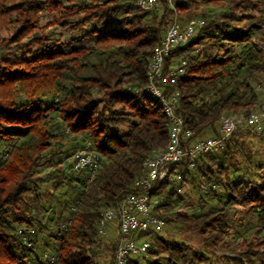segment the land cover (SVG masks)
Masks as SVG:
<instances>
[{
  "label": "trees",
  "instance_id": "1",
  "mask_svg": "<svg viewBox=\"0 0 264 264\" xmlns=\"http://www.w3.org/2000/svg\"><path fill=\"white\" fill-rule=\"evenodd\" d=\"M202 3L219 10L203 12L205 23L168 57L186 60L185 73L170 88L180 91L177 111L192 139L217 135L223 113H250L261 105L264 0H162V13L154 8L150 16L136 0H0V264H108L99 257L106 242L98 231L101 213L137 190L145 159L168 142L163 103L146 90L152 49L175 11L185 21L199 16ZM56 24L70 35L57 37ZM244 133L264 138V128L238 130L219 150L199 156L194 168L178 166L201 191L202 180L210 185L203 192L217 204L173 212L184 189L177 192L168 179L155 187L156 212L166 224L195 228L201 249L165 238L159 234L164 227L149 228L138 234L151 241L149 256L130 257L128 264H264V169L232 178L225 162L229 144ZM68 141L75 143L67 148ZM88 142L102 157L89 182L69 160ZM46 167L52 170L40 174ZM49 182L54 190H75L60 214L42 203ZM238 207L253 220L236 224ZM156 246L168 254L163 262L154 260ZM45 254L54 261L41 258Z\"/></svg>",
  "mask_w": 264,
  "mask_h": 264
},
{
  "label": "built area",
  "instance_id": "2",
  "mask_svg": "<svg viewBox=\"0 0 264 264\" xmlns=\"http://www.w3.org/2000/svg\"><path fill=\"white\" fill-rule=\"evenodd\" d=\"M173 5L175 0H166ZM162 0H136L142 10H151L161 5ZM165 28L164 35L152 49L148 65V82L146 90L160 98L164 112L169 121V137L163 149L155 151L145 159L144 172L137 180V190L125 194L116 207L105 209L98 223L99 235L104 239L109 236V230L115 231V250L112 264H128L130 257L147 258L151 241L140 237L139 232L149 228L161 229L166 225V219L155 210L159 198L154 194L156 185L168 179L175 190L181 192L187 183L178 166H196L199 156L219 150L224 142L235 132L250 129L260 132L264 128V82L257 83V89L262 96L258 109L250 113H223L219 118V133L192 139L193 131L185 129L184 119L178 113L180 91L170 88L176 85L185 73L186 60L169 62L168 57L174 50L187 43L194 35L198 26L205 23L202 16H191L181 21L176 11ZM200 48H196L198 51ZM78 150L71 156L70 166L77 171H84L87 182L91 181L101 167V154L88 146ZM211 187L217 188V184ZM210 185L203 183V191ZM75 209V207H73ZM20 233L24 229L19 230ZM33 233L34 229H29ZM41 258L54 261V255L45 254Z\"/></svg>",
  "mask_w": 264,
  "mask_h": 264
},
{
  "label": "rangeland",
  "instance_id": "3",
  "mask_svg": "<svg viewBox=\"0 0 264 264\" xmlns=\"http://www.w3.org/2000/svg\"><path fill=\"white\" fill-rule=\"evenodd\" d=\"M211 9L219 10L216 6H213L211 4L202 3L197 8L196 15H202L203 12L209 11ZM155 10V9H154ZM158 13H162V6H159L156 8ZM152 13V10L147 13L148 16H150ZM54 15V13L50 15H46L43 19L44 22L48 20V18H51ZM57 15V14H55ZM50 16V17H48ZM52 28L55 31V35L57 37H60L62 39L68 37L71 33L70 28L67 26L56 24L55 26H52ZM262 77V76H261ZM264 81V78H262ZM125 128V124L123 125ZM235 142L232 141L229 144V151L230 153L225 158V162L227 165L232 166L231 170V176L232 178H236L239 175H245L247 178L256 177L257 172L262 168L264 169V138L260 137V134L258 133H244V135H237L234 138ZM80 142V139H79ZM234 142V143H233ZM75 142L68 141L66 147L74 145ZM79 143H77L78 145ZM217 160L221 159V156L223 155L222 152H216ZM209 158H207V161L209 162ZM211 163V161L209 162ZM259 167H258V166ZM261 165V167H260ZM66 166V165H65ZM237 169V170H235ZM52 170V167H46L45 169L41 170L40 174H45ZM68 176H71V174L74 176H79L76 173H73L71 171H65ZM194 175H197V173L194 171ZM48 184L49 189L47 191H42L43 198L42 203L45 207H48L49 209H53L57 214H60V211L62 209V202L70 199V197L74 196L75 190L73 186H62L58 190H54L52 188V183L49 182ZM202 183H204V180H202ZM54 191V192H53ZM221 194L224 193V186L221 185L220 189L218 190ZM183 199L180 200L176 205L173 206L171 211H180V212H187V213H193L196 211H199L203 208H209L215 204H217V199L211 198L208 195L206 196L205 192L201 191L198 184L187 181V183L184 186V190L182 192ZM33 198V195H31ZM31 205H34V202H30ZM42 211H44V208L39 207ZM235 220L236 224L241 222V219L243 218V221L245 223L251 222L253 218L251 217V214L245 210V208L238 207L235 211ZM60 227V224L53 225L51 228V232L55 233L57 229ZM62 227V225H61ZM238 230L241 229L240 226L237 225ZM109 236L105 238L106 242L103 246H101V251L99 252V257L106 261V263L109 264V261L112 259V251L115 247V240L114 235L115 231L109 230ZM160 235H163L165 238L176 240L178 242L184 241L187 242L189 246L195 249H201L203 239L200 236V234L197 232V230L193 227L182 225L181 223L176 222H170L169 224H166V226L159 231ZM112 245V248H108L107 245ZM52 250V247L49 248ZM156 255L154 256V260L157 262H163L164 257L168 255L167 253L163 252L159 246L155 247ZM218 253H227L223 250H217Z\"/></svg>",
  "mask_w": 264,
  "mask_h": 264
},
{
  "label": "crops",
  "instance_id": "4",
  "mask_svg": "<svg viewBox=\"0 0 264 264\" xmlns=\"http://www.w3.org/2000/svg\"><path fill=\"white\" fill-rule=\"evenodd\" d=\"M113 231V230H112Z\"/></svg>",
  "mask_w": 264,
  "mask_h": 264
}]
</instances>
